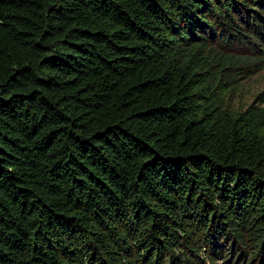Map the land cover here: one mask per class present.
Here are the masks:
<instances>
[{
  "label": "trees",
  "instance_id": "16d2710c",
  "mask_svg": "<svg viewBox=\"0 0 264 264\" xmlns=\"http://www.w3.org/2000/svg\"><path fill=\"white\" fill-rule=\"evenodd\" d=\"M263 67L264 0H0V264H264Z\"/></svg>",
  "mask_w": 264,
  "mask_h": 264
},
{
  "label": "rangeland",
  "instance_id": "374dc122",
  "mask_svg": "<svg viewBox=\"0 0 264 264\" xmlns=\"http://www.w3.org/2000/svg\"><path fill=\"white\" fill-rule=\"evenodd\" d=\"M264 92V67L256 74L243 78L238 85L228 93L230 105L238 110H245L249 105L264 107V102L258 96Z\"/></svg>",
  "mask_w": 264,
  "mask_h": 264
}]
</instances>
